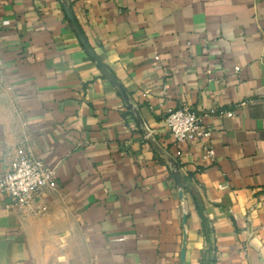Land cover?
<instances>
[{"label":"crops","instance_id":"obj_1","mask_svg":"<svg viewBox=\"0 0 264 264\" xmlns=\"http://www.w3.org/2000/svg\"><path fill=\"white\" fill-rule=\"evenodd\" d=\"M0 51V175L30 148L57 176L0 193V264H264V0H0ZM182 105L215 163L168 131Z\"/></svg>","mask_w":264,"mask_h":264},{"label":"built area","instance_id":"obj_2","mask_svg":"<svg viewBox=\"0 0 264 264\" xmlns=\"http://www.w3.org/2000/svg\"><path fill=\"white\" fill-rule=\"evenodd\" d=\"M68 1L74 3L79 0ZM8 24V21L3 22V25ZM3 65L4 60L0 51V71ZM238 71L240 68H236V72ZM215 112L212 110V113ZM226 115L234 116V112H226ZM165 123L177 144L201 140L203 143L202 161L216 162V149L208 142L213 135V130L204 124L203 117L193 108L187 105L166 108ZM226 187V185L221 186L223 189ZM54 190H57L55 170L39 159L30 148L20 152L10 162L6 172L0 175V193L10 198L13 206L31 208L40 195ZM46 210L47 208L43 207L39 213Z\"/></svg>","mask_w":264,"mask_h":264},{"label":"water","instance_id":"obj_3","mask_svg":"<svg viewBox=\"0 0 264 264\" xmlns=\"http://www.w3.org/2000/svg\"><path fill=\"white\" fill-rule=\"evenodd\" d=\"M65 10H66L67 16H68L71 24L74 26V28H75V30H76V32L78 34V37L80 38V40H81L83 46L85 47V49L87 50V52L98 63L99 66L104 68L101 60L91 50V47L89 46V44L87 42V39L85 38V35L83 33V30L81 29L77 19L75 18V15L73 14L71 7L69 6V3L65 4ZM104 72L112 80V82L114 84H116V86L119 88L120 92L124 96L125 100L127 101V104L129 105V107L133 109V106H132V104L130 103V100H129V96L127 95V93H126L125 89L123 88V86L121 84H119V82L117 81V79L115 78V76L111 72H109L106 69H104ZM134 112H135L139 122L143 123L142 119H141V117L139 115V112L137 110H134ZM169 162L171 164L172 172H173V174L175 176V179L177 180V183H178V186H179V189H180V197L182 199H185L184 189H183L184 184H183V179H182L181 172H180V169H179V164L173 159H169ZM185 222H186V217H185ZM182 264H185V248L182 251Z\"/></svg>","mask_w":264,"mask_h":264}]
</instances>
